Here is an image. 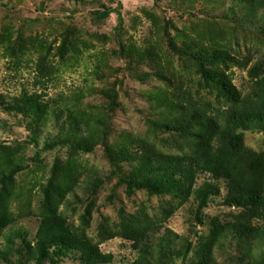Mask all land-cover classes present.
I'll return each mask as SVG.
<instances>
[{
    "label": "trees",
    "instance_id": "obj_1",
    "mask_svg": "<svg viewBox=\"0 0 264 264\" xmlns=\"http://www.w3.org/2000/svg\"><path fill=\"white\" fill-rule=\"evenodd\" d=\"M70 1L81 4L87 0ZM163 1L154 0V7L162 8ZM167 6L180 20L164 17L162 21L154 10L144 9L152 35L142 45L132 37L124 38L127 31L121 1L117 7L103 4L93 9L92 15L100 22L116 13L118 23L113 37L119 47L112 54L125 59L126 67L139 79L154 77L161 81L162 85L148 92L149 134L163 145L174 146V151L159 148L156 140L148 137L123 132L110 140L115 135L112 121L120 107L124 77H118L122 68L110 69L103 59L96 65L95 74L117 77L102 88H91L93 94L102 95L104 104L90 110L78 105L80 98L71 106L56 105L46 99L44 92H25L9 101L0 100L7 111L22 115L30 141L37 143L52 121L57 133L47 137L44 149L66 147L71 151L66 161H55L44 191L48 201L56 202L47 207L32 240L22 232L8 234L17 220L8 186L26 165L14 154L0 152V260L11 263L14 256L20 264H61L69 257L80 264L115 263L113 253L103 252L100 242H95L83 225H74L59 210V204L74 192L83 173L78 155L93 153L102 145L111 173L119 185L126 186L129 195L145 190L151 196L171 194L176 199L161 218L152 219L143 212L120 233L133 242L138 252L133 264H222L215 249L226 246L235 252L226 264H264V152L245 143L247 131L264 134V51L250 66L252 49L247 48L248 53L240 56L232 46L233 41H239L240 32H252L264 41V0H169ZM1 46L14 54L16 66L20 63L18 53L37 52L40 77L47 81L60 72V67L51 63L52 46L44 39H25L20 33L14 40L12 27L4 26ZM93 47V42L83 39L79 28L72 25L63 32L55 56L68 65L78 62ZM143 65L150 66L151 71H139ZM235 67L248 71V86L235 84ZM203 91L213 98L203 95ZM5 148L8 146L0 143V149ZM102 183L101 179L93 180L91 192ZM223 189L222 205L230 211L226 218L212 217L208 233L200 235L197 227L207 224L205 210L223 195ZM190 199V224L198 236L197 243L165 226ZM92 205L86 207L87 213ZM163 227L164 234L154 241ZM15 236L22 238L18 247Z\"/></svg>",
    "mask_w": 264,
    "mask_h": 264
},
{
    "label": "rangeland",
    "instance_id": "obj_2",
    "mask_svg": "<svg viewBox=\"0 0 264 264\" xmlns=\"http://www.w3.org/2000/svg\"><path fill=\"white\" fill-rule=\"evenodd\" d=\"M119 1L123 5L122 13L125 19V31H127L124 38L131 39L132 37L140 45L144 44L147 36L152 35L151 21L147 18L144 9L154 10L162 21L164 17L180 20L179 15L167 6L169 0L161 2L162 8H155L154 0H87L86 3L81 4L70 0H0V34L4 32V26H10L14 40H17L20 33L25 39L30 37L44 39L47 45L52 46L51 63L60 67V72L53 80L47 81V78L40 77L38 68L40 60L37 52L31 50L24 54L18 53L20 63L16 66L14 54L7 52V46H1L0 100L9 101L25 92L29 94L44 92L46 99L56 105L71 106L74 105L76 98H80L81 103L78 105L90 110L92 106L104 104L102 95L93 94L91 88H102L106 82L112 83L117 77L111 74L103 78L95 74L96 65L100 59H103L110 69L122 68L118 77H124L119 97L120 107L117 108L112 121L115 135L111 136L110 140L114 141V136L123 132L135 137H148L151 141L156 140L159 148L174 151V146L163 145L159 139H156V136L149 134L148 92L162 85L161 81L154 77L146 81L139 79L126 67L125 59L112 54V51L119 47L113 37L118 23L116 13L104 21L98 22L93 19V9L101 8L103 4L117 7ZM184 18H186L185 15ZM72 25L78 27L82 38L92 41L94 47L85 51L78 62L71 61L70 64L65 65L59 56H55V53L61 44L63 32ZM236 41L232 42V46L239 50L240 56L248 53L247 48L252 49L253 60L250 66L260 58L264 51V41L259 40V37L252 32H240L238 44ZM176 65L180 67L179 63ZM233 70L235 84L239 87L248 86V71L238 67ZM139 71L149 72L151 68L143 65ZM203 95L213 98V95L204 91ZM56 133L57 129L51 121L38 137L37 143L30 141V131L22 115L7 111L0 102V143L8 146V148L0 149V152H10L21 158L26 165L25 170L17 174L13 185L8 186V189L12 190L11 209L17 218L8 234L22 232L32 240L47 207L50 203L56 202L55 200L48 201L44 190L52 175L55 161L57 159L66 161L71 153L66 147H57L53 150L44 149L47 137ZM245 143L253 149L264 152V134L260 131H247ZM78 158L84 165L83 173L74 192L68 193L65 201L59 204V210L74 225H83L88 235L95 242H100L103 252L113 253L115 255L114 264H133L138 257V252L133 248V242L121 236L120 233L125 227L128 228V224H131L138 216L141 218L143 212L152 219L161 218L164 209L176 199L171 194L151 196L145 190H137L129 195L126 186L119 185L118 178L111 173L112 168L102 145H99L93 153H80ZM96 179H101L103 183L96 192H91L90 184ZM202 181L203 178L199 182ZM224 194L225 189H223V195L216 198L205 210L207 224L204 227H197L200 235L208 233L209 220L212 217L226 218L229 213L230 209L222 205ZM91 202H93L91 211L87 213L86 207ZM192 205V199L184 202L165 226L197 243L198 236L193 233L190 224L193 219ZM164 232L165 227L156 232L153 240L156 241L157 237L163 235ZM111 234L116 235L108 238ZM1 241L5 244L4 238ZM15 241L18 247L22 243V238L15 236ZM234 253L229 246L215 249V256L222 264L230 261ZM193 255L194 251L191 258L194 257ZM0 264H20V262L12 256L11 263L0 260ZM61 264H80V262L68 257Z\"/></svg>",
    "mask_w": 264,
    "mask_h": 264
}]
</instances>
